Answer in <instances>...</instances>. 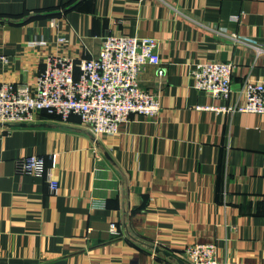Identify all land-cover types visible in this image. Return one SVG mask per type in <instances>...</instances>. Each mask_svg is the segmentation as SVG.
<instances>
[{"label": "crops", "instance_id": "obj_1", "mask_svg": "<svg viewBox=\"0 0 264 264\" xmlns=\"http://www.w3.org/2000/svg\"><path fill=\"white\" fill-rule=\"evenodd\" d=\"M107 34L158 40L164 73L146 64L138 83L160 109L96 137L76 115L0 125V264H180L155 247L195 242L218 264H264V114L218 108L264 81V0H0V83L33 84L49 56L95 57ZM205 61L234 64L227 100L193 87ZM30 154L56 194L18 170Z\"/></svg>", "mask_w": 264, "mask_h": 264}, {"label": "built area", "instance_id": "obj_2", "mask_svg": "<svg viewBox=\"0 0 264 264\" xmlns=\"http://www.w3.org/2000/svg\"><path fill=\"white\" fill-rule=\"evenodd\" d=\"M57 41L65 43L66 38L58 36ZM0 59L5 60L3 56ZM146 64L155 65L159 75L164 73L158 40L148 36L107 34L98 54L79 63L68 56H49L33 84L0 83V123L31 124L45 112L62 122L76 115L94 137L114 134L132 114L155 115L160 109L158 95L138 83V74ZM233 70L234 64L228 61L197 62L190 70L193 87L216 100H227L235 90ZM235 91L236 103L218 106L220 110L264 114V81L246 79ZM17 164L20 172L45 177L50 192H58L59 184L46 170L43 156L26 155ZM110 232L117 234L113 223ZM179 257L188 264H218L211 242L187 244Z\"/></svg>", "mask_w": 264, "mask_h": 264}, {"label": "water", "instance_id": "obj_3", "mask_svg": "<svg viewBox=\"0 0 264 264\" xmlns=\"http://www.w3.org/2000/svg\"><path fill=\"white\" fill-rule=\"evenodd\" d=\"M1 126H28V124H25V123H0ZM155 251L156 252H161L163 253L164 255L168 256V257H171L173 259H175L178 263L180 264H186L185 261L183 259H181L180 257H177V256H174L171 252H169L168 250H165V249H162V248H159V247H155Z\"/></svg>", "mask_w": 264, "mask_h": 264}]
</instances>
